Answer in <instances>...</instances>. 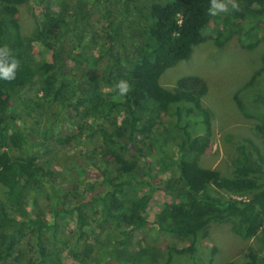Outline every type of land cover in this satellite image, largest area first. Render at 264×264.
<instances>
[{
	"label": "trees",
	"instance_id": "trees-1",
	"mask_svg": "<svg viewBox=\"0 0 264 264\" xmlns=\"http://www.w3.org/2000/svg\"><path fill=\"white\" fill-rule=\"evenodd\" d=\"M28 1L0 0V44L10 45L21 62L15 80H0V184L6 195L0 199V264H21L34 251L39 264L56 263L52 246L58 222L31 209L28 200V190L43 187L54 171L37 161L36 152L14 159L6 148L1 150L31 142L47 154L46 140L55 134V124L56 145L72 139L93 145L83 153L99 174L77 182L79 199L72 208H66L64 196L56 203L62 208L54 217L76 213V254L84 243L89 256L97 230L112 224L122 237L97 250L103 264H173L187 254L197 264V243L212 223L231 222L244 238L264 235V156H255L259 147L243 141L229 177L201 166L199 157L212 142V115L203 104L208 84L197 75L182 77L174 90L160 82L166 69L190 59L195 46L208 39L221 46L237 35L243 47H257L264 41V0H238L240 11L215 17L207 14L209 0H94L105 22L101 39L86 21L90 10L84 11L78 0H38L45 12L35 36L51 45L52 60L37 59L31 38L21 31L19 5ZM211 23L215 26L209 30ZM77 55L85 62L81 68L75 66ZM262 74L257 70L234 99L243 114L261 120L257 128L264 136ZM122 78L134 85L125 98L113 90ZM33 84L40 92L36 98L27 93ZM18 101L26 103V117L33 120L30 125L26 121V133L16 122ZM64 116L76 129L71 136L60 133ZM155 160L165 164L167 179L157 181L161 171L155 172ZM160 184L176 200L166 203L153 223L190 244L170 243L163 251L143 244L134 249V236L146 226L145 210ZM49 229L54 230L51 237ZM249 257L248 264H264V257Z\"/></svg>",
	"mask_w": 264,
	"mask_h": 264
},
{
	"label": "rangeland",
	"instance_id": "rangeland-1",
	"mask_svg": "<svg viewBox=\"0 0 264 264\" xmlns=\"http://www.w3.org/2000/svg\"><path fill=\"white\" fill-rule=\"evenodd\" d=\"M37 1L29 0L19 5L17 20L20 23L23 35L31 38L36 58L43 57L46 60H52L54 51L51 45H45L35 36L36 24L45 12L43 4ZM78 3L83 6L84 11L90 10V16L86 21L89 27L92 26L91 28L95 29L96 37L103 38L105 22L102 19L101 6H95L94 0H78ZM214 26V23H211L209 30H212ZM76 58L78 63L75 66L81 68L85 62L78 55ZM80 70L75 69L78 73ZM257 70H262L264 78V41L259 43L257 47L248 49L241 45L238 36L235 35L221 46L217 45L213 39H208L195 46L190 59L180 61L175 66L166 69L160 78L161 84L170 90L176 88L179 79L188 75L201 76L207 82L209 90L203 97V104L212 115V142L209 150L200 155L199 162L203 167L219 170L223 176L229 177L232 175L233 164L239 155L243 141H253L259 147V151L255 156H264V136L257 128L261 124V120L243 114L234 99L235 92ZM37 88L38 85L33 84L30 89H27V93L36 98V95L39 96L40 94ZM22 94L25 95L24 98L26 99V90ZM24 104L18 101L14 104V109L15 113L19 114L16 122L26 133V121L30 125L33 124V120L32 117H26V103ZM64 118L65 120L60 123V133L63 136H71L76 132V129L65 116ZM55 127L53 137L46 140L48 145L47 154L42 149H36L37 147L31 142H25L21 146L10 144L7 147H2L1 150L6 148L14 159L36 152L37 161L44 162L47 167L54 171L51 177H47L42 185L43 187L28 190L29 207L43 212L48 219L55 218L58 222V228L55 231L56 238H54L52 246L54 259H56L54 264H103L104 257L98 252V249L100 247L103 249L112 247L122 237L119 229L115 228L114 224L105 227L103 230L101 228L97 230L98 235L95 241L96 244L93 246V252L86 257L88 250L85 248L84 243L79 246L77 254L75 252V239L72 230L76 213L66 211L59 213L57 218L54 217L57 209L62 208V206L56 205L61 197L66 198H64L66 208H72L78 201L79 198L74 193L80 192L81 183H77L79 180L90 177L98 178L99 175H96V170L87 160V155L83 153L86 148H92L93 145L87 144L86 147L85 144L76 143L75 139H72V142L65 146L56 145L55 139L58 137L59 129L57 124H55ZM10 131L12 132V130ZM154 165L155 172L161 171V174L157 176V181L167 179L169 172L166 171L168 170L162 171L165 164L155 160ZM160 185V190L154 195L145 210L146 226L134 236V249L141 247V244H143L163 251L170 243L179 246L190 244L189 241L182 242L178 238L158 230L153 223V219L159 210L166 203L176 200V197L165 191L164 185ZM3 189L0 184V199L6 198ZM66 190L71 191V193H67ZM98 217H101V214ZM53 231V229L46 231L47 237H51ZM91 243H93L92 240ZM197 247V264H225L232 260L238 264H248L250 253L264 257V235L244 238L236 232L231 222L212 223L198 241ZM31 256H33V261H30ZM21 264H39V255L35 251L28 252ZM173 264H194V260L187 254L176 258Z\"/></svg>",
	"mask_w": 264,
	"mask_h": 264
},
{
	"label": "clouds",
	"instance_id": "clouds-1",
	"mask_svg": "<svg viewBox=\"0 0 264 264\" xmlns=\"http://www.w3.org/2000/svg\"><path fill=\"white\" fill-rule=\"evenodd\" d=\"M231 11H240L238 0H209L207 14L215 17L221 13L228 14ZM21 68L20 60L13 54L8 44H0V80L12 81ZM134 89V85L128 79H120L114 85V91L120 98L127 97Z\"/></svg>",
	"mask_w": 264,
	"mask_h": 264
},
{
	"label": "built area",
	"instance_id": "built-area-1",
	"mask_svg": "<svg viewBox=\"0 0 264 264\" xmlns=\"http://www.w3.org/2000/svg\"><path fill=\"white\" fill-rule=\"evenodd\" d=\"M239 197V196H238ZM240 198V197H239Z\"/></svg>",
	"mask_w": 264,
	"mask_h": 264
}]
</instances>
